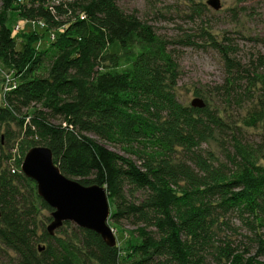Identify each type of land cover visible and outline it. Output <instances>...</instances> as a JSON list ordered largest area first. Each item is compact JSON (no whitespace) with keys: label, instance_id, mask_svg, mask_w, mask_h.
Segmentation results:
<instances>
[{"label":"trees","instance_id":"1","mask_svg":"<svg viewBox=\"0 0 264 264\" xmlns=\"http://www.w3.org/2000/svg\"><path fill=\"white\" fill-rule=\"evenodd\" d=\"M9 13L44 21L55 39L36 47L35 32L18 48ZM207 36L235 75L225 87L228 101L234 83L246 77L234 97L242 102L248 91L253 99L264 88V57L239 69L229 38ZM169 46L118 0H2L0 71L13 76L15 87L0 100V258L14 264H264V136L258 144L244 142L220 108L181 102L179 64ZM259 99L245 126L264 127ZM16 145L23 157L32 147H49L63 174L105 186L114 206L110 220L135 227L128 252L69 221L64 226L71 232L60 228L59 236L45 224L40 229V209H53L33 179L11 171ZM235 214L255 253L229 234Z\"/></svg>","mask_w":264,"mask_h":264},{"label":"rangeland","instance_id":"2","mask_svg":"<svg viewBox=\"0 0 264 264\" xmlns=\"http://www.w3.org/2000/svg\"><path fill=\"white\" fill-rule=\"evenodd\" d=\"M219 1L221 3L219 9L212 7L209 0H118V4L127 12H136L143 21L152 24L159 35L170 41L169 48L179 64L180 76L177 93L180 101L191 105L193 99L201 98L206 104L209 103L212 107L220 108L225 119L239 126V139L244 142L257 143L263 139L264 127H248L243 124V120L250 114L254 106H259L260 97L264 101V88L261 87V90L256 88L258 92L253 93L256 95L253 99L252 94L247 91V94L243 96V101L238 103V97H234V95L237 96L236 89L238 91V88H243L247 84V77L243 75L246 78L242 79V83L240 81L234 83L235 91L230 98L231 102L228 101L229 97L225 93V87L230 86L235 75H231L222 54L206 38L207 34H210L214 40L220 41L226 36L229 38L228 43L234 48L230 56L239 63H236L237 67L239 69L242 66L243 69L251 68L252 60L258 62V57H264V0ZM195 5L202 10L200 14L194 10ZM1 6L2 0H0V8ZM9 15L11 16L10 24L12 27L14 26L13 34L16 37L18 48H23L27 42L26 37L35 32L38 33L39 40L35 44L36 47L50 44L52 34L45 31L46 29L40 24V21L24 20L18 13H9ZM204 35H206L205 38ZM188 42L193 44H187ZM260 73L264 74V70H260ZM7 76L13 78L12 75H5V72L0 71V100L3 99L5 87L10 86L6 81ZM228 78H230L229 82ZM198 91L201 95L197 94ZM240 91L242 90H239V93ZM13 127L15 131L19 132L18 127ZM4 132L5 130L2 128L0 135ZM210 146L219 152L215 141H212ZM205 147L209 148V145H205ZM30 149H27L26 153ZM23 152L25 150L22 151L16 145L14 148L16 159L9 160L8 165L11 167V164H15V167L19 169L18 172H23L22 166L19 168L16 165L20 156L23 157ZM260 162L264 164V158ZM113 210L114 206L111 204V212ZM48 217L52 219V211L41 208L38 216L40 229L44 224L46 228L50 224L52 220H48ZM230 222L233 230H229V234L235 242L242 244L243 248H252V252L255 253L256 244L250 239L251 234L242 226L239 217L236 214L233 215ZM109 225L115 231L118 249L122 253H127L132 245L130 238L135 227L124 221L121 226L115 225L110 218ZM65 227L61 228L65 230L67 229ZM68 229L70 228L68 227ZM68 229L67 231L71 232ZM58 231L59 229L55 234L59 236L60 232ZM10 256L15 258L13 252H10ZM13 262L0 258V264H14Z\"/></svg>","mask_w":264,"mask_h":264},{"label":"water","instance_id":"3","mask_svg":"<svg viewBox=\"0 0 264 264\" xmlns=\"http://www.w3.org/2000/svg\"><path fill=\"white\" fill-rule=\"evenodd\" d=\"M209 4L215 9L221 7L219 0H209ZM191 106L203 108L206 102L195 98ZM22 171L36 182L38 194L53 209L47 226L51 235L69 221L99 233L109 246L117 245L115 231L109 225L111 205L105 186L85 185L63 174L54 162L52 149L46 146L32 147L26 153Z\"/></svg>","mask_w":264,"mask_h":264},{"label":"built area","instance_id":"4","mask_svg":"<svg viewBox=\"0 0 264 264\" xmlns=\"http://www.w3.org/2000/svg\"><path fill=\"white\" fill-rule=\"evenodd\" d=\"M40 22H41V23H40L41 25H43L44 27L46 26V23H45L44 21H40ZM17 27H18V26H17ZM51 34H52V40H54V39H55V33H52V32H51ZM12 79H13V78H9L8 76L6 77V81L9 83L10 86L7 85V86L5 87V91H4V92L9 91V90H12V89L15 87V83H14V82L12 83ZM8 83H7V84H8ZM12 159L15 160L16 157H13ZM20 159H21V161L23 162L24 157H21V156H20ZM12 163H13V162H12ZM18 170H19V169L15 167V164H11V171H12L13 173L17 172Z\"/></svg>","mask_w":264,"mask_h":264}]
</instances>
